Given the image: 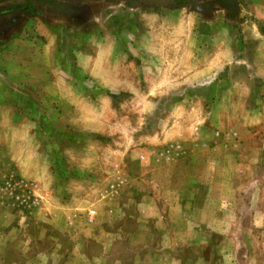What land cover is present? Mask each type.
<instances>
[{
	"label": "rangeland",
	"instance_id": "obj_1",
	"mask_svg": "<svg viewBox=\"0 0 264 264\" xmlns=\"http://www.w3.org/2000/svg\"><path fill=\"white\" fill-rule=\"evenodd\" d=\"M0 264H264V0H0Z\"/></svg>",
	"mask_w": 264,
	"mask_h": 264
},
{
	"label": "crops",
	"instance_id": "obj_2",
	"mask_svg": "<svg viewBox=\"0 0 264 264\" xmlns=\"http://www.w3.org/2000/svg\"><path fill=\"white\" fill-rule=\"evenodd\" d=\"M224 29L225 28L222 27L218 30H224ZM220 44H224V41H221ZM227 55H228V49H226L224 46H222V50L220 51V53L217 55V57L214 60H212L214 67H219L220 65L224 64V59L226 58ZM208 62L210 63V60H208L207 63ZM209 63H208V65H209ZM172 111L174 112V109ZM200 119H201L200 125L198 124L194 128H202L205 126L206 119L203 117ZM173 129H174V126H171V124H169L168 127L162 133H159V134L152 137L153 142L156 141V142L161 143V144H166L164 146L165 148L163 147L162 152H157L156 155H155V153L152 155V157L156 158V160L164 159L165 156L172 157L173 155L176 154L177 146L175 143H177L176 140L178 137H174L172 135ZM139 158L136 157V160L139 161L138 171L140 172L141 170L143 171V169H145L146 166L149 164L150 160H152L151 153H148L146 151L142 152L141 155L139 156Z\"/></svg>",
	"mask_w": 264,
	"mask_h": 264
},
{
	"label": "water",
	"instance_id": "obj_3",
	"mask_svg": "<svg viewBox=\"0 0 264 264\" xmlns=\"http://www.w3.org/2000/svg\"><path fill=\"white\" fill-rule=\"evenodd\" d=\"M27 1H50V0H27ZM150 1H168V2H172V1H177V0H150Z\"/></svg>",
	"mask_w": 264,
	"mask_h": 264
},
{
	"label": "trees",
	"instance_id": "obj_4",
	"mask_svg": "<svg viewBox=\"0 0 264 264\" xmlns=\"http://www.w3.org/2000/svg\"><path fill=\"white\" fill-rule=\"evenodd\" d=\"M190 0H177V1H172V2H176V3H179V2H189Z\"/></svg>",
	"mask_w": 264,
	"mask_h": 264
}]
</instances>
